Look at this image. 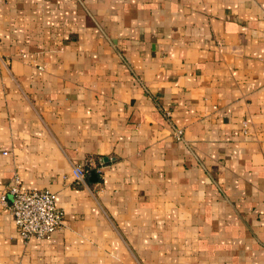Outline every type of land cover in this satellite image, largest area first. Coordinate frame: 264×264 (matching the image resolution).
<instances>
[{"label": "crops", "instance_id": "crops-1", "mask_svg": "<svg viewBox=\"0 0 264 264\" xmlns=\"http://www.w3.org/2000/svg\"><path fill=\"white\" fill-rule=\"evenodd\" d=\"M0 59V194L65 212L0 264H264V0H0Z\"/></svg>", "mask_w": 264, "mask_h": 264}, {"label": "built area", "instance_id": "built-area-1", "mask_svg": "<svg viewBox=\"0 0 264 264\" xmlns=\"http://www.w3.org/2000/svg\"><path fill=\"white\" fill-rule=\"evenodd\" d=\"M90 167L102 170V166L92 157L88 158L86 164L78 163L74 166L76 180L84 181ZM57 198V193L50 189L23 186L18 173L0 194V202L9 207L17 230L24 239L50 238L63 225L65 212L58 204Z\"/></svg>", "mask_w": 264, "mask_h": 264}]
</instances>
